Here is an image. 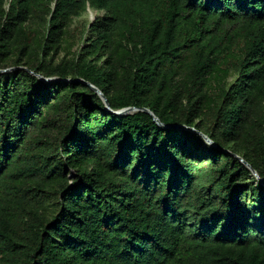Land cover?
<instances>
[{
    "label": "trees",
    "instance_id": "obj_1",
    "mask_svg": "<svg viewBox=\"0 0 264 264\" xmlns=\"http://www.w3.org/2000/svg\"><path fill=\"white\" fill-rule=\"evenodd\" d=\"M11 68L0 264H264V0H0Z\"/></svg>",
    "mask_w": 264,
    "mask_h": 264
},
{
    "label": "water",
    "instance_id": "obj_2",
    "mask_svg": "<svg viewBox=\"0 0 264 264\" xmlns=\"http://www.w3.org/2000/svg\"><path fill=\"white\" fill-rule=\"evenodd\" d=\"M18 70L24 71L27 74L36 77L39 81H41L43 83L53 84V83H57V82H71L69 80H61V79H58V78H43V77H41L39 75H35L33 72L29 71L26 68H11V69H7V70H0V75L5 74V73H11L13 71H18ZM76 82L81 83V84H84L92 92H94L101 99V101L103 102L104 107H105V111L107 113L114 114V115L119 116V117H125V116L131 115V114H133L135 112H143V113L149 115L152 118L153 123L156 126H158L159 128L170 129V130H178V131H190V132H193V133L199 135L205 141V143L208 146H210V147L218 150V148L213 144V142L210 141L205 135H203V134L195 131L192 128H188V127H185V126H176V125L168 126V125H164L148 109L125 108V109H122V110H119V111H112L110 109V106H109L108 102H107V99L101 93V91H99L96 87H94L90 83L85 82L83 80H77ZM219 151H222V150H219ZM235 159L237 161H239L243 166H245L250 171V173L253 175V177L256 179V181L258 183L264 185V179L259 178V176L257 175V173L251 168L250 165H248L243 159H241L238 156H235Z\"/></svg>",
    "mask_w": 264,
    "mask_h": 264
},
{
    "label": "rangeland",
    "instance_id": "obj_3",
    "mask_svg": "<svg viewBox=\"0 0 264 264\" xmlns=\"http://www.w3.org/2000/svg\"><path fill=\"white\" fill-rule=\"evenodd\" d=\"M99 13L94 10H88L87 13L83 14L81 17H78L73 20L71 24V30L73 33H75L78 28H80L83 24H86L88 22H92L96 16H98ZM71 49L75 50V41L73 39L70 40Z\"/></svg>",
    "mask_w": 264,
    "mask_h": 264
}]
</instances>
